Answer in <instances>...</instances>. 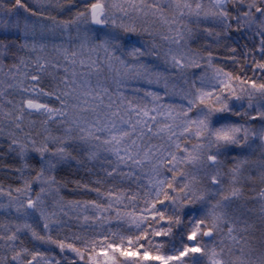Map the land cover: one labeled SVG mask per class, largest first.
Segmentation results:
<instances>
[{"label":"snow or ice","instance_id":"1","mask_svg":"<svg viewBox=\"0 0 264 264\" xmlns=\"http://www.w3.org/2000/svg\"><path fill=\"white\" fill-rule=\"evenodd\" d=\"M0 170V264H264V0H0Z\"/></svg>","mask_w":264,"mask_h":264},{"label":"trees","instance_id":"2","mask_svg":"<svg viewBox=\"0 0 264 264\" xmlns=\"http://www.w3.org/2000/svg\"><path fill=\"white\" fill-rule=\"evenodd\" d=\"M195 46V45H194ZM229 67H231V65H229ZM251 73H249L250 75ZM68 169L65 170V172H67ZM74 171V170H73ZM82 175V173H81ZM73 179H79L80 176H73L72 177ZM9 177L7 176V174L0 170V181H3L5 184H7L9 182ZM75 187V185H69V188L65 190L64 194L65 196L68 198V199H82V198H85V199H92V198H95V195L94 194H91V195H88V194H85L82 192V190H78L76 193H73L72 192V189ZM69 222V224L73 227V228H76L78 227V223L75 219H69L67 220ZM115 225V224H114ZM69 229H65V231H68Z\"/></svg>","mask_w":264,"mask_h":264},{"label":"rangeland","instance_id":"3","mask_svg":"<svg viewBox=\"0 0 264 264\" xmlns=\"http://www.w3.org/2000/svg\"><path fill=\"white\" fill-rule=\"evenodd\" d=\"M195 47V46H194ZM72 219H74V218H72ZM65 220H69V217H65ZM114 224H115V222H114ZM115 226V225H114Z\"/></svg>","mask_w":264,"mask_h":264}]
</instances>
